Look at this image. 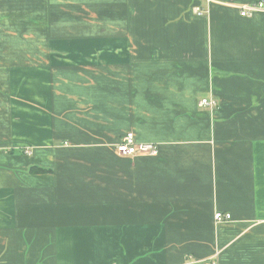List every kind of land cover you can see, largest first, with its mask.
I'll list each match as a JSON object with an SVG mask.
<instances>
[{
  "label": "crops",
  "instance_id": "crops-1",
  "mask_svg": "<svg viewBox=\"0 0 264 264\" xmlns=\"http://www.w3.org/2000/svg\"><path fill=\"white\" fill-rule=\"evenodd\" d=\"M255 1L0 0V264H264Z\"/></svg>",
  "mask_w": 264,
  "mask_h": 264
},
{
  "label": "built area",
  "instance_id": "built-area-1",
  "mask_svg": "<svg viewBox=\"0 0 264 264\" xmlns=\"http://www.w3.org/2000/svg\"><path fill=\"white\" fill-rule=\"evenodd\" d=\"M209 2L211 0H208ZM240 10V16L244 17H250L255 14H258L259 12L264 13V0H257L255 2H248L243 3V5L239 6ZM196 13L201 15L204 13V10L202 8H196ZM199 105L202 107L204 106H210L211 108H214L217 104L214 99H208L203 98V100L200 101ZM115 150L118 152V154L124 155V156H155L158 155L159 149L158 144L153 141L148 142H142L138 141L137 137L135 136V133L130 131L126 132L122 135V138L120 139L119 143L116 145ZM231 215L229 213H223V212H217L214 215V219L217 221H222L224 219H229ZM211 264H217L216 261H211Z\"/></svg>",
  "mask_w": 264,
  "mask_h": 264
},
{
  "label": "trees",
  "instance_id": "trees-1",
  "mask_svg": "<svg viewBox=\"0 0 264 264\" xmlns=\"http://www.w3.org/2000/svg\"><path fill=\"white\" fill-rule=\"evenodd\" d=\"M49 169H45V168H43V167H39V166H37V165H34V166H31L30 167V171L31 172H46V171H48Z\"/></svg>",
  "mask_w": 264,
  "mask_h": 264
}]
</instances>
